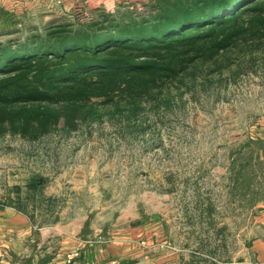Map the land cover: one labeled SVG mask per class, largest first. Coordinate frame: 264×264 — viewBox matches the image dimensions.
I'll return each mask as SVG.
<instances>
[{"label": "rangeland", "instance_id": "1", "mask_svg": "<svg viewBox=\"0 0 264 264\" xmlns=\"http://www.w3.org/2000/svg\"><path fill=\"white\" fill-rule=\"evenodd\" d=\"M152 2L77 0L49 15H4L0 44L140 15ZM157 100L132 119L98 102L72 129L62 120L37 140L0 136V208L35 228L92 237L139 228L146 262L263 264L264 38L197 61Z\"/></svg>", "mask_w": 264, "mask_h": 264}, {"label": "trees", "instance_id": "2", "mask_svg": "<svg viewBox=\"0 0 264 264\" xmlns=\"http://www.w3.org/2000/svg\"><path fill=\"white\" fill-rule=\"evenodd\" d=\"M148 10L0 44V136L37 140L62 120L72 129L98 102L136 118L197 61L264 38V0H153Z\"/></svg>", "mask_w": 264, "mask_h": 264}, {"label": "crops", "instance_id": "3", "mask_svg": "<svg viewBox=\"0 0 264 264\" xmlns=\"http://www.w3.org/2000/svg\"><path fill=\"white\" fill-rule=\"evenodd\" d=\"M102 1V0H87ZM77 0H0V25L4 15L14 21L31 14L49 15L73 6ZM63 7V8H62ZM10 19V18H9ZM51 24V23H49ZM140 229L108 231L106 236L80 228L73 232L59 228H35L28 218L14 207L0 208V264H68V255L80 251L73 264H106L119 260L127 264H176L167 259L144 261L149 248L140 236ZM129 232L131 235L123 233ZM142 240V241H141ZM263 259L264 249L259 250Z\"/></svg>", "mask_w": 264, "mask_h": 264}, {"label": "built area", "instance_id": "4", "mask_svg": "<svg viewBox=\"0 0 264 264\" xmlns=\"http://www.w3.org/2000/svg\"><path fill=\"white\" fill-rule=\"evenodd\" d=\"M144 244L146 245V242H144ZM80 256V251H76L70 255H68L67 260H68V264H73V262L79 258ZM106 264H121V262L119 260H112L107 262Z\"/></svg>", "mask_w": 264, "mask_h": 264}]
</instances>
